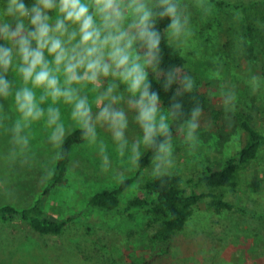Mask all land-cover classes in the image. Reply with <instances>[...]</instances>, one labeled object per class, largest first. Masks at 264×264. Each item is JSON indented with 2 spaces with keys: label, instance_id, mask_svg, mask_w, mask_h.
<instances>
[{
  "label": "clouds",
  "instance_id": "9594fccd",
  "mask_svg": "<svg viewBox=\"0 0 264 264\" xmlns=\"http://www.w3.org/2000/svg\"><path fill=\"white\" fill-rule=\"evenodd\" d=\"M216 13L212 0H0V136L8 144L0 159L28 164L39 124L52 159L61 160L66 138L78 128L96 149L101 172L123 182L150 150L152 170L163 181L175 163L174 136L191 152L199 129L210 122L197 96L185 107L183 97L193 93L195 78L180 66H164L162 43L199 56L192 48L194 14L206 22ZM245 45L242 35L234 37L235 54H243ZM247 84L255 94L262 78L252 75ZM221 88L217 103L225 113L234 112L236 92ZM161 91L171 92L167 107ZM132 126L138 135H129ZM99 129L110 136L121 168L114 166Z\"/></svg>",
  "mask_w": 264,
  "mask_h": 264
},
{
  "label": "rangeland",
  "instance_id": "374dc122",
  "mask_svg": "<svg viewBox=\"0 0 264 264\" xmlns=\"http://www.w3.org/2000/svg\"><path fill=\"white\" fill-rule=\"evenodd\" d=\"M216 8V15L206 22H201L198 14H194L196 37L192 48L200 55L186 51L190 68L210 108H222L217 98L225 90L221 84L228 85L237 94L236 108L251 114L253 123L264 131V42L257 44L254 58L249 57L246 39L244 53L235 54L234 37L242 35L235 15L230 9ZM224 34L228 41L221 45ZM252 75L262 78L261 88L255 94L247 84ZM62 113L69 123L67 106H62ZM204 113L210 127L199 129V141L193 151L189 152L174 136L175 163L170 170L189 175L211 162H224L245 144L246 131L234 114L226 113L215 119L210 110ZM173 130L175 133V128ZM99 131L108 144V155L114 166L121 168L110 136L102 129ZM34 132L35 155L28 164H9L0 159V205L33 204L52 174L57 161L52 159L53 149L47 144L41 125H35ZM138 134V129L132 126L129 135ZM7 148L6 137L0 136V153ZM72 156L70 180L63 190L45 198L44 207L52 219L74 216V221L59 235L40 234L19 221L0 225V264H133L134 259L149 255L143 215L129 219L123 214L86 211L91 194L120 184L112 173L101 172L96 149L88 147L84 141L74 147ZM137 169L125 172L124 179L133 176ZM152 171L150 165L147 172ZM247 180L250 181L230 193V197L264 211V149ZM137 189L138 184L125 198ZM156 264H264V220L234 210L217 213L201 206L187 229L175 236L171 251Z\"/></svg>",
  "mask_w": 264,
  "mask_h": 264
},
{
  "label": "trees",
  "instance_id": "16d2710c",
  "mask_svg": "<svg viewBox=\"0 0 264 264\" xmlns=\"http://www.w3.org/2000/svg\"><path fill=\"white\" fill-rule=\"evenodd\" d=\"M221 9H230L238 19L240 33L248 41L249 57L254 58L257 44L264 42V0H212ZM168 21L160 22L161 29ZM227 34L221 39V45L228 41ZM264 46V45H263ZM164 49V66H180L195 78L196 88L193 93L185 94V107L190 108L191 97L197 96L204 107V112L211 111L215 119L225 113L222 108H210L208 98L202 91L199 81L194 76L188 60V53L178 52L167 42L162 43ZM154 86L159 87V80L153 77ZM171 92L161 91V98L167 107ZM238 118L246 131L245 144L224 162H211L207 166L185 175L181 171L170 170V176L162 181L154 172H147L151 165L152 152L146 150L140 166L133 176L127 177L115 187H104L91 194L87 201L86 211L101 210L107 213L123 214L129 219L145 217L144 229L148 233L149 255L134 259L133 264H156V262L172 248L176 235L185 231L198 208L204 206L208 210L222 213L225 210L238 211L264 220V211L233 200L230 193L237 192L247 181L255 161L264 149V131L253 123V116L243 110L231 112ZM174 132V130H173ZM84 142L78 128L65 140L63 150L65 156L57 160L52 174L35 202L29 206H17L12 203L0 205V225L19 221L29 225L40 234H63L67 231L74 216L66 219H52L44 207V200L52 193L64 189L70 180L73 162V150ZM138 184L136 193L125 198L127 192Z\"/></svg>",
  "mask_w": 264,
  "mask_h": 264
}]
</instances>
